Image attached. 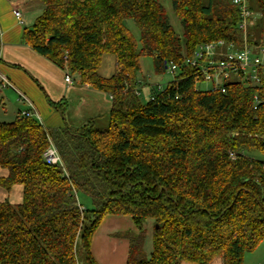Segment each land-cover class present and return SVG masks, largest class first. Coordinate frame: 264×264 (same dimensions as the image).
Instances as JSON below:
<instances>
[{"label": "trees", "instance_id": "trees-1", "mask_svg": "<svg viewBox=\"0 0 264 264\" xmlns=\"http://www.w3.org/2000/svg\"><path fill=\"white\" fill-rule=\"evenodd\" d=\"M44 2L24 41L81 84L109 93V125L98 128L99 116L46 128L20 113L0 122V166L8 171L0 185L23 186L22 203L0 202V264H99L92 240L108 215L130 216L137 228L127 264H209L218 256L244 264L264 242V76L261 85L227 82L225 92L197 89V68L184 61L205 43L240 49L246 38L264 47V0L251 1L257 20L246 35L231 0H172L182 36L161 0ZM108 54L115 69L104 77ZM144 56L157 74L179 67L146 102L137 88ZM64 104L54 103L62 114ZM50 145L62 165L44 159Z\"/></svg>", "mask_w": 264, "mask_h": 264}, {"label": "crops", "instance_id": "crops-1", "mask_svg": "<svg viewBox=\"0 0 264 264\" xmlns=\"http://www.w3.org/2000/svg\"><path fill=\"white\" fill-rule=\"evenodd\" d=\"M44 7V0H0V70L27 95L37 120L46 128H60L66 124L79 127L91 117L107 116L112 106L109 93L83 85L75 76L72 84L67 83L64 69L24 41L25 29L33 25ZM17 10L21 18L16 16ZM101 69L102 66V76L110 77L115 63L109 76L102 74ZM17 97L12 88L0 92V106L11 104ZM59 102L65 103L64 114L54 105ZM24 104L28 109L19 108L17 115L21 110L31 109L28 103ZM76 121L79 124H75ZM7 175L8 171L0 166V177ZM6 200L12 204L22 203L23 186L16 184L7 191L0 185V202ZM133 224L132 218L126 216L108 215L104 218L92 240V253L99 264H127L128 241H117L113 237L124 225Z\"/></svg>", "mask_w": 264, "mask_h": 264}, {"label": "built area", "instance_id": "built-area-1", "mask_svg": "<svg viewBox=\"0 0 264 264\" xmlns=\"http://www.w3.org/2000/svg\"><path fill=\"white\" fill-rule=\"evenodd\" d=\"M231 1L240 11L239 28L246 35L248 29L257 20V13L251 8L252 0ZM15 14L18 18H21L20 11H15ZM184 63L189 67L197 68L200 76L199 81L212 83V86L203 90L220 89L225 92V85L230 81L247 80L250 84L261 85L264 76V47L249 45L246 38L243 47L240 49L235 48L233 44L226 45L224 41L205 43L198 46L193 56L187 57ZM178 69L179 67L175 63L167 65V70L174 77L178 73ZM234 76H237L238 80L233 79ZM65 81L70 84L74 82L69 72L65 75ZM8 88H12L17 92L18 101L28 103L31 106L29 110H21L20 114L36 117L34 106L27 95L18 89L11 79L0 70V92ZM197 89L200 88L197 87ZM44 159L49 164L62 165L61 157L54 145L48 147L44 153Z\"/></svg>", "mask_w": 264, "mask_h": 264}, {"label": "rangeland", "instance_id": "rangeland-1", "mask_svg": "<svg viewBox=\"0 0 264 264\" xmlns=\"http://www.w3.org/2000/svg\"><path fill=\"white\" fill-rule=\"evenodd\" d=\"M163 6L165 7L166 13L168 15L169 21L172 24L175 32L182 36L184 33V28L179 20V17L174 11L172 0H161ZM128 28L131 30L133 36L137 40L138 44L140 45V30L134 20L128 19L126 21ZM114 56L111 54L104 56V62L102 65L101 72L105 74V76H109L113 72V64L115 63ZM66 73H68L66 71ZM65 73V75H66ZM72 77L73 75L69 73ZM174 75L169 71L166 70L164 73L157 74L155 72L154 67V60L152 56H144L141 59V69L138 73V86L137 88L141 92V98L143 101H147L151 98L152 89L153 88H162L165 89L168 84L173 81ZM233 79L238 80L237 76H234ZM196 86L200 89H208L212 86V83L199 81ZM112 103V102H111ZM28 109V106L24 103L18 102V97L9 105L0 106V122H11L15 119L18 109ZM90 112V110H88ZM72 124V123H71ZM75 124H79V121H76ZM109 125V116H101L97 121L98 128L104 129L107 128ZM4 188V187H3ZM5 189V188H4ZM8 191V190H7ZM78 198L82 204L87 207H92V203L90 198L83 194L78 193ZM131 218L130 216H126ZM146 230L147 236L144 245V252L146 254H150L153 249V239H152V231H153V220L149 219L146 221ZM137 231L135 224L133 225H124L120 228L117 235L113 238H117V241L122 240L125 243L128 241L129 237ZM119 239V240H118ZM81 264H86L85 260H81ZM183 264H195L191 262H183ZM209 264H222V257H216L211 263ZM244 264H264V242H261L253 251H248L244 255Z\"/></svg>", "mask_w": 264, "mask_h": 264}, {"label": "water", "instance_id": "water-1", "mask_svg": "<svg viewBox=\"0 0 264 264\" xmlns=\"http://www.w3.org/2000/svg\"><path fill=\"white\" fill-rule=\"evenodd\" d=\"M158 227V226H157Z\"/></svg>", "mask_w": 264, "mask_h": 264}]
</instances>
